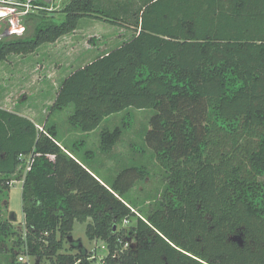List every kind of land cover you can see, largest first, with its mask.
<instances>
[{"label":"trees","instance_id":"obj_1","mask_svg":"<svg viewBox=\"0 0 264 264\" xmlns=\"http://www.w3.org/2000/svg\"><path fill=\"white\" fill-rule=\"evenodd\" d=\"M100 1L67 0L60 23L33 15L41 20L31 36L0 43V64L55 43L83 19L134 29L67 77L50 113L72 106L70 129L90 134L113 115L153 111L145 142L164 190L143 210L130 194L149 178L146 167L99 180L84 141L62 147L56 124L0 108V190L23 182L25 228L11 263L26 247L50 264H93L91 255L61 254L78 222L105 243L102 264H264V0H145L139 10ZM121 133L102 132L103 154ZM24 158L29 170L15 179ZM130 219L137 245L123 251L119 226ZM15 231L0 218V244Z\"/></svg>","mask_w":264,"mask_h":264},{"label":"rangeland","instance_id":"obj_2","mask_svg":"<svg viewBox=\"0 0 264 264\" xmlns=\"http://www.w3.org/2000/svg\"><path fill=\"white\" fill-rule=\"evenodd\" d=\"M116 1L101 0L99 5L101 4L104 8L114 7L117 4ZM121 1L130 2L134 10H139L145 2V0H118V2ZM60 10L44 14L48 19H54L60 23L64 20V15L59 13ZM40 20L34 16L31 17L27 36L32 35ZM134 34V29L83 19L74 32L60 38L55 43L43 45L33 54L10 55L5 62L0 64V108L24 116L37 126L56 124L65 144L84 141L86 149L95 156L93 171L104 181H112L123 168L133 165L146 167L150 172L149 178L139 182L130 194V200L139 202V206L146 210L149 203H154L156 199H159L164 190V182L160 176L162 171L154 153L145 142L153 111L132 110L130 113L126 111L113 115L90 134L70 129L69 117L74 111L72 106L60 113H50L62 83L69 75L120 47ZM117 128H120L122 133L112 153L105 155L101 151V134L106 130L114 132ZM19 171L15 179L25 177L27 159ZM262 179L264 181V178ZM7 205L8 210L5 208ZM11 217L14 221H12L13 228L19 235L17 238L7 237L0 244V264H12L10 256L19 249L15 246V242L19 240L25 228L20 181L10 183L9 190H0V218L12 220ZM136 225L137 220L130 219L128 223L124 222L119 226L120 230H125L129 249L137 245L136 232L133 230ZM86 227L87 223H75L71 236L64 240L61 254L91 255L96 259L93 264H102V258L108 255V250L102 249L105 243L89 240ZM22 253L27 254L26 247L23 249L21 247L15 258ZM30 259L32 264H50L47 259L40 260L37 257Z\"/></svg>","mask_w":264,"mask_h":264},{"label":"built area","instance_id":"obj_3","mask_svg":"<svg viewBox=\"0 0 264 264\" xmlns=\"http://www.w3.org/2000/svg\"><path fill=\"white\" fill-rule=\"evenodd\" d=\"M66 1L67 0H0V43L26 38L28 24L30 22L29 18L31 16L59 11L64 7ZM26 159L28 172L30 160L29 158ZM124 222L128 223V220ZM105 246L106 245H104L102 249H107ZM127 250H129L128 242L123 246V251ZM30 258L31 257L26 253L19 254L15 258L13 264H32Z\"/></svg>","mask_w":264,"mask_h":264},{"label":"crops","instance_id":"obj_4","mask_svg":"<svg viewBox=\"0 0 264 264\" xmlns=\"http://www.w3.org/2000/svg\"><path fill=\"white\" fill-rule=\"evenodd\" d=\"M70 76V75H69ZM61 137V136H60ZM59 141H60V145L63 147V145H65L64 143V139H62V137L59 139ZM73 144H70V146H72ZM94 172V173H93ZM92 173H93V175L95 176V177H97L99 180H101L98 176V174L95 172V171H93ZM21 183H22V187H23V182L22 181H20ZM8 213V212H7ZM13 217H11V219H12ZM6 220H9L8 218L6 219ZM10 222H12L13 221V219L12 220H9ZM14 222V221H13ZM23 223H24V220H23Z\"/></svg>","mask_w":264,"mask_h":264},{"label":"water","instance_id":"obj_5","mask_svg":"<svg viewBox=\"0 0 264 264\" xmlns=\"http://www.w3.org/2000/svg\"><path fill=\"white\" fill-rule=\"evenodd\" d=\"M238 240V239H237ZM241 243V240L239 241Z\"/></svg>","mask_w":264,"mask_h":264}]
</instances>
